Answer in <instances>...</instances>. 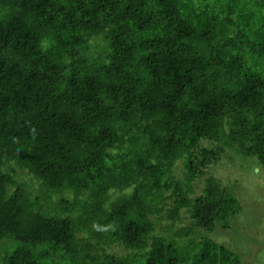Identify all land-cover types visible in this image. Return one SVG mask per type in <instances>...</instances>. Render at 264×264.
Wrapping results in <instances>:
<instances>
[{"label": "trees", "instance_id": "trees-1", "mask_svg": "<svg viewBox=\"0 0 264 264\" xmlns=\"http://www.w3.org/2000/svg\"><path fill=\"white\" fill-rule=\"evenodd\" d=\"M194 137L264 168V0H0V264H240L158 205Z\"/></svg>", "mask_w": 264, "mask_h": 264}, {"label": "rangeland", "instance_id": "rangeland-1", "mask_svg": "<svg viewBox=\"0 0 264 264\" xmlns=\"http://www.w3.org/2000/svg\"><path fill=\"white\" fill-rule=\"evenodd\" d=\"M194 140L197 142L194 152L202 154L204 160L201 156L195 157V153H190L178 161L173 169L171 183L168 181L169 183L160 190L158 205L164 208L165 214L171 212L179 218L174 224V230L193 226L196 222L193 216L195 198L203 195L206 187H209V180H216L220 189H229L235 198L234 201L224 197L222 203L229 207L236 204L238 212L225 211L224 208L215 213L217 219L214 221L207 215L205 220H199L204 227H210L216 242L225 245L239 256L240 264H264V168H260L255 160L241 158L232 152H225L219 160L213 158L218 161L215 163L212 161L214 155L210 152L211 144L204 138L194 137ZM194 157L197 163H194ZM18 175L28 184L30 197L40 199L43 207H46V204L53 207L59 201L60 195H50L49 199L45 200L42 196L45 192H42L36 181H31V177L25 172H19ZM176 185L183 188L175 190ZM186 185H189L190 189ZM177 190L178 193L175 192ZM62 197L68 201L71 199L69 194ZM167 222L170 221L163 219L160 224ZM155 232L160 231L156 229ZM197 232L203 233V230ZM2 244L0 243V246ZM4 250V247H0L1 254ZM112 252L122 254L123 249L113 248Z\"/></svg>", "mask_w": 264, "mask_h": 264}]
</instances>
